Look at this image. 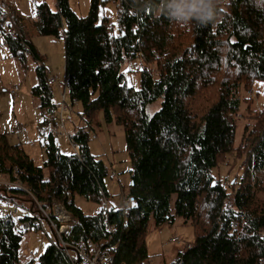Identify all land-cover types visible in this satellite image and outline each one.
Instances as JSON below:
<instances>
[{"label":"trees","instance_id":"1","mask_svg":"<svg viewBox=\"0 0 264 264\" xmlns=\"http://www.w3.org/2000/svg\"><path fill=\"white\" fill-rule=\"evenodd\" d=\"M216 2V19L203 26L170 22L158 11L160 0H119L115 23L99 17V0L90 1L84 16L70 0H56L55 10L45 1L36 6L43 34L63 39L71 103H81V115L88 121L102 110L125 130L132 206L110 207L108 218L116 226L114 264H146L148 228L172 224L176 217L192 224L195 240L171 264H264V105L253 109L251 96L255 85L264 82V12L250 0ZM6 15L0 0V22ZM1 34L22 65L29 56L36 62L37 83L31 94L46 126L50 120L45 113L54 119L57 99L47 83L43 58L22 32L18 37ZM22 40L31 46V54L22 50ZM136 60L156 64L162 75L158 87L144 74L140 89L126 87L121 68ZM158 100L161 107L149 114L148 106ZM245 102L248 123L236 146L238 115ZM85 126L70 133L80 157L63 153L55 133L49 132L42 166L21 144L0 134V174L21 180L38 200L62 201L75 217L65 237L71 243L107 238L103 208L88 215L75 204L76 195L100 204L102 191L110 198L105 186L110 168L91 153ZM233 151L243 158V179L238 176L225 185L213 171ZM1 190L3 202L14 203L15 195L26 194L20 188ZM233 219L240 222L238 229L230 227ZM22 237L9 218H0V264L20 263ZM26 264L72 262L58 244L49 243Z\"/></svg>","mask_w":264,"mask_h":264},{"label":"rangeland","instance_id":"2","mask_svg":"<svg viewBox=\"0 0 264 264\" xmlns=\"http://www.w3.org/2000/svg\"><path fill=\"white\" fill-rule=\"evenodd\" d=\"M4 1V0H2ZM8 4V14L6 22L20 33L28 35L22 31L24 27L21 19L14 12L21 10L24 16L22 19L26 25V31L36 46L39 53L44 56V67H48L53 73L64 76L65 55L62 38L46 36L41 33V23L36 14V6L46 2L52 10L56 8V0H5ZM91 0H70L72 8L81 16L88 13ZM100 2V1H99ZM98 14L100 18L109 17L114 23L117 20L116 6L112 1L100 2ZM16 15V16H15ZM19 17V18H18ZM17 18V19H16ZM28 38V37H27ZM30 38V37H29ZM36 62L31 56L27 57L26 64L22 65L18 58L12 56L8 45L3 43V36L0 34V134H6L12 144H21L25 152L33 159L34 163L42 166L46 160L45 144L49 127L41 124L43 110L38 107V101L31 94V87L37 83L35 74ZM121 72L126 76V87L128 89H140L142 75L144 74L152 86L158 87L161 83L162 75L155 63H145L136 60L122 66ZM21 86L15 96L10 89ZM251 96L254 98L253 109H261L264 105V82H258ZM57 92L55 93V100ZM69 111L65 114L66 126L69 133H72L80 125L91 127L90 134L93 133L97 138L90 137L89 147L91 153L101 158L108 164L110 175L105 179V186L110 195L109 205L122 208V193L129 192L131 183V163L127 152L125 130L122 125L114 119H106L102 110L94 112L90 121L83 117V106L80 102L71 103L68 96ZM161 101L148 106V113L153 114L161 107ZM247 103L242 107V113L238 115L240 122L236 131L235 145L238 146L244 125L248 123L246 119ZM55 115H58L56 112ZM54 115L45 113V118L51 120ZM83 117V118H82ZM56 116L54 117V119ZM53 121V120H52ZM45 129V130H44ZM55 142L63 153H73L70 140L65 134H54ZM109 157V158H108ZM243 158L238 157L236 152H230L225 157L222 164L213 171L216 179H220L225 185L229 184L243 173ZM112 172L116 176L111 177ZM9 180L5 175H0V196L5 195L1 189L6 186L2 181ZM239 180H241L239 178ZM15 195L14 204L29 205L30 198L27 192ZM260 197L264 198V191L260 192ZM51 203V202H50ZM75 204L83 209L88 215L98 213L102 204L87 200L84 196L76 195ZM172 212L173 208H172ZM49 236L45 237L42 230H33L23 234L19 250V264L28 263L32 254L44 252L51 241L53 233L49 230ZM179 237L178 242H170L172 237ZM146 245L149 258L146 264H171L177 260L179 253L183 251L187 244H192L195 240V229L190 222L184 223L180 217H176L174 223H168L161 227L150 225L146 234Z\"/></svg>","mask_w":264,"mask_h":264},{"label":"built area","instance_id":"3","mask_svg":"<svg viewBox=\"0 0 264 264\" xmlns=\"http://www.w3.org/2000/svg\"><path fill=\"white\" fill-rule=\"evenodd\" d=\"M100 2L112 1V3L118 7L119 0H99ZM1 5L4 8L6 14H8V4L6 1L1 0ZM135 13V12H131ZM11 25L6 22V20L0 22V34L1 30L6 33H11L13 37L19 36V31L15 28L10 27ZM2 35V34H1ZM3 36V35H2ZM3 43L7 45V40L3 37ZM22 50L26 53L31 54V46L25 40H22ZM48 85L54 87L57 92V102H56V118L51 122V129L53 133L58 135L65 134L70 140V133L66 126L65 114L69 111V103L67 87L65 84L64 76H59L58 74L48 73L47 79ZM21 89V86L15 85L10 89V92L15 96ZM85 131L89 132L91 127L85 124ZM90 136L95 139L97 136L93 133ZM73 151L77 156L79 154V146L77 143L70 141ZM109 158V157H108ZM19 171L15 169V174ZM1 175V174H0ZM116 176L115 172H112L111 177ZM243 179V176L240 177ZM6 188H20L27 192L30 198L29 205H16L11 203V201L3 202L0 201V218H9L14 225L15 232L19 235H23L30 231L38 228L43 231L45 237H48L49 230L53 233L51 241L49 243H56L68 256L72 264H114V251L116 250V245L113 244L114 235L116 233V226L110 222L108 216L110 212L109 199L106 194L102 191L103 203L102 208L105 212V218L103 221L107 238L101 241H95L91 238L81 240L77 243H71L66 240V236L69 234L72 225L75 223V217L71 212H69L62 201L53 199L50 204L38 200L37 197L23 184L19 179L14 181L5 180L2 181ZM122 209L128 210L132 206V201L128 196V193H122ZM126 215V214H125ZM245 224V221H241ZM240 222L238 220H231L230 227L232 229H238ZM179 237L175 236L170 239V242H178ZM187 244L186 247H190ZM3 254V248L0 245V255ZM32 259H35L39 255V251L36 254H32Z\"/></svg>","mask_w":264,"mask_h":264},{"label":"clouds","instance_id":"4","mask_svg":"<svg viewBox=\"0 0 264 264\" xmlns=\"http://www.w3.org/2000/svg\"><path fill=\"white\" fill-rule=\"evenodd\" d=\"M258 11L264 12V0H250ZM158 11L170 22L184 26L195 22L207 25L217 17L216 0H160Z\"/></svg>","mask_w":264,"mask_h":264},{"label":"crops","instance_id":"5","mask_svg":"<svg viewBox=\"0 0 264 264\" xmlns=\"http://www.w3.org/2000/svg\"><path fill=\"white\" fill-rule=\"evenodd\" d=\"M21 10H22V9H20V10L18 11L19 13H17V11H15L14 13H15L17 16L21 17V18H19V17H18V18H19V20L21 19V21H22V23H23V25H24V27L22 28V31L25 32V33L28 35L27 37H28V39L31 41V43H32V45H33V48L37 51V53H39V51L37 50L36 46H34L32 40H31V36H29L28 32H27L26 29H25V28H26V25L24 24V22H23V20H22V19L24 18V16L20 13ZM16 15H15V16H16ZM16 19H17V18H16ZM41 29H42V28H41ZM41 33H43V32L41 31ZM29 37H30V38H29ZM39 54H40V53H39ZM40 55H41V54H40ZM41 57L43 58V65H44V59H45V58H44L43 54L41 55ZM31 58H32L33 61H34L33 56H31ZM45 69H46L47 73H53V71L50 70L48 67H45ZM54 74H55V73H54ZM20 90H22V88H21ZM43 120H45V119H44V116H43L42 121H43ZM52 120H53V119H52ZM52 120H50V121L48 122V124H47V126L49 127V129H48V133L52 131V129H51V122H52ZM44 130H45V129H44Z\"/></svg>","mask_w":264,"mask_h":264},{"label":"snow or ice","instance_id":"6","mask_svg":"<svg viewBox=\"0 0 264 264\" xmlns=\"http://www.w3.org/2000/svg\"><path fill=\"white\" fill-rule=\"evenodd\" d=\"M262 239H264V238H262Z\"/></svg>","mask_w":264,"mask_h":264}]
</instances>
